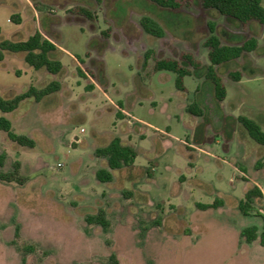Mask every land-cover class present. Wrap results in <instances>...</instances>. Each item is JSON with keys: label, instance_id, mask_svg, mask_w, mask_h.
I'll list each match as a JSON object with an SVG mask.
<instances>
[{"label": "rangeland", "instance_id": "1", "mask_svg": "<svg viewBox=\"0 0 264 264\" xmlns=\"http://www.w3.org/2000/svg\"><path fill=\"white\" fill-rule=\"evenodd\" d=\"M177 1L178 8L152 0H0V40L39 30L61 47L54 56L64 66L59 74L36 70L22 53L0 62L3 96L60 83L40 102L0 111L35 140L23 146L0 129V175L21 179L0 177V264H106L111 254L117 264H264V145L239 120L245 115L264 130V25L203 0ZM144 15L163 26V37L144 31ZM210 21L223 44L258 41L216 66L223 101L206 75ZM164 58L193 72L183 77L184 91L176 72L156 69ZM237 70L240 80L230 75ZM193 103L202 114L189 111ZM116 136L137 156L102 182L96 172L109 168L95 151ZM253 184L263 198L244 215L239 202ZM99 209L108 231L85 220ZM251 225L258 238L249 243L241 230Z\"/></svg>", "mask_w": 264, "mask_h": 264}, {"label": "trees", "instance_id": "2", "mask_svg": "<svg viewBox=\"0 0 264 264\" xmlns=\"http://www.w3.org/2000/svg\"><path fill=\"white\" fill-rule=\"evenodd\" d=\"M155 3L169 8H178L180 4L177 0H152ZM203 5L206 8H213L218 10L221 14L237 19L242 23L250 21H257L264 25V4L263 0H203ZM83 12L92 17L88 10L83 9ZM14 20L21 23V15L16 14ZM140 24L144 31L157 37L165 35L163 26L153 17L144 15L140 19ZM211 35L206 41V46L209 47V60L210 65L207 67L206 75L212 81L215 96L219 101H223L227 95L226 87L223 79L217 73L216 66L235 60L241 57L245 52L254 51L258 48V41L256 38H250L240 45H227L223 44L215 33V23L209 22ZM1 33V28H0ZM58 47L54 41L45 37L39 30L31 34L26 39L13 40L9 38L0 40V62L5 59L7 53H22L25 61L35 68L36 70L45 69L52 74H59L63 71L64 66L60 59L54 56ZM184 59L193 67L198 68L200 65L189 54L183 55ZM157 70H171L178 74L176 79L177 88L180 91L185 90L183 84V77L185 75H193V72L188 68L180 65L176 59H159L156 63ZM230 75L234 80H240L242 73L240 71L231 72ZM60 89L58 81H51L44 87H37L35 85L29 86L25 91L15 94L13 96H3L0 93V111L8 113L16 110L20 104L27 99H34L40 102L46 96L53 94ZM189 111L193 114H202L203 111L197 103H193L189 107ZM239 120L247 129L250 137L259 144L264 145V130L261 125L254 119L245 115H240ZM0 129L7 133L10 140L17 142L23 146L34 147L35 140L29 136L18 134L13 130L12 121L5 117L0 116ZM97 156L104 157L107 160L108 168H100L96 172L98 180L102 182H111L113 180V172L111 170L121 169L127 166H132L135 162L137 153L128 144L122 142L118 136L114 137L105 146L96 149ZM2 179L11 181L15 180V171L0 175ZM19 179V178H17ZM21 180V179H19ZM257 198H263L262 190L257 185L253 184L245 191L244 198L239 202L240 211L244 215H249L253 212L254 201ZM203 208L213 207L214 205L199 204ZM259 215H263L260 213ZM85 220L89 224L100 225L104 231H108L111 223L107 218L104 209H99L96 213L87 214ZM258 229L256 226L251 225L241 230V236L247 242H253L258 238ZM261 243L264 245V232L260 236ZM106 264H117L115 254H111Z\"/></svg>", "mask_w": 264, "mask_h": 264}, {"label": "crops", "instance_id": "3", "mask_svg": "<svg viewBox=\"0 0 264 264\" xmlns=\"http://www.w3.org/2000/svg\"><path fill=\"white\" fill-rule=\"evenodd\" d=\"M29 1V0H28ZM33 34V33H32ZM55 43V42H54ZM56 44V46L58 47V50H61V47L57 44V43H55ZM58 50L56 51V52H58ZM94 82V81H93ZM94 84L95 85H97L95 82H94ZM98 86V85H97ZM31 100V99H30ZM120 110H121V112L122 113H124V114H126V115H128V116H131V114L129 113V112H127V111H125L123 108H120ZM131 118L132 119H136L134 116H131ZM112 172H113V175L115 174L114 173V170H111Z\"/></svg>", "mask_w": 264, "mask_h": 264}, {"label": "built area", "instance_id": "4", "mask_svg": "<svg viewBox=\"0 0 264 264\" xmlns=\"http://www.w3.org/2000/svg\"><path fill=\"white\" fill-rule=\"evenodd\" d=\"M61 165V164H60Z\"/></svg>", "mask_w": 264, "mask_h": 264}]
</instances>
